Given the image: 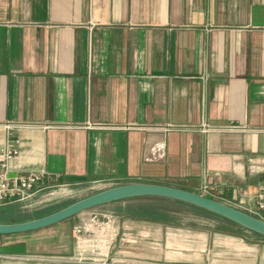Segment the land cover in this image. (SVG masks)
Wrapping results in <instances>:
<instances>
[{
    "label": "crops",
    "instance_id": "obj_1",
    "mask_svg": "<svg viewBox=\"0 0 264 264\" xmlns=\"http://www.w3.org/2000/svg\"><path fill=\"white\" fill-rule=\"evenodd\" d=\"M7 125L11 176H49L5 207L81 183L209 184L234 205L264 182V0H0V146ZM146 198L100 206L113 224L96 247L76 244L84 212L0 237L26 247L1 264L232 262L237 236L136 216Z\"/></svg>",
    "mask_w": 264,
    "mask_h": 264
},
{
    "label": "water",
    "instance_id": "obj_2",
    "mask_svg": "<svg viewBox=\"0 0 264 264\" xmlns=\"http://www.w3.org/2000/svg\"><path fill=\"white\" fill-rule=\"evenodd\" d=\"M136 197H161L194 205L228 219L241 227L264 237V221L223 202L177 187L130 183L108 188L74 202L52 214L19 223H0V236L39 231L65 222L83 212L112 202ZM25 245L0 246V254L24 255Z\"/></svg>",
    "mask_w": 264,
    "mask_h": 264
},
{
    "label": "built area",
    "instance_id": "obj_3",
    "mask_svg": "<svg viewBox=\"0 0 264 264\" xmlns=\"http://www.w3.org/2000/svg\"><path fill=\"white\" fill-rule=\"evenodd\" d=\"M8 131L7 141L0 146V208L7 205L28 201L39 190L37 187L44 183L49 176L46 172H31L23 175L12 177L13 163L17 160L22 151V143L18 140H11L14 130L17 126H5ZM203 130H212L206 125ZM160 156L164 157V153ZM218 188L209 184H203L200 188V195L215 199L217 201ZM242 199H237V203L228 204L236 209L246 212L256 218L264 221V182L259 185L254 195L244 193ZM222 202V201H220ZM224 203V202H223ZM113 220L110 215L96 214L90 218L88 225L75 228V241L78 247H84L87 243H91L92 247H96L102 243V235L106 236L112 229ZM95 243V245L92 244ZM14 255L0 254V264L4 259H8Z\"/></svg>",
    "mask_w": 264,
    "mask_h": 264
},
{
    "label": "rangeland",
    "instance_id": "obj_4",
    "mask_svg": "<svg viewBox=\"0 0 264 264\" xmlns=\"http://www.w3.org/2000/svg\"><path fill=\"white\" fill-rule=\"evenodd\" d=\"M111 185L93 184V183H81L74 186H54L50 189L43 191L40 195L34 198V203L26 206L25 204H16L9 207L0 208V219L5 222L19 223L24 222L23 217H34L35 215L44 212L51 211L57 208L68 206L74 202L82 200L100 191L110 188ZM38 194V193H37ZM36 194V195H37ZM169 206L175 210H183L181 206L167 205L166 202L162 203V206ZM111 208L108 206L97 207L84 212L81 217L92 218L96 214H107V210ZM184 211V210H183ZM189 214H179L180 217H184L183 224L186 226H192L195 228H203L210 232H214V222L207 218L193 215L194 211L189 210ZM198 219V220H197ZM197 220V221H193ZM207 222V223H206ZM11 236V235H10ZM2 238L7 236H0ZM239 241L230 242L227 241L228 248L222 250L220 253L226 251V257L230 260L224 259L229 263L235 262L234 257H245L248 263L264 264V238L247 233L245 235L237 236ZM1 239V238H0ZM252 255L253 257H251ZM251 257V258H250ZM221 260V258H216ZM238 261V260H236ZM195 263V262H194ZM200 263V262H198ZM224 263V264H229ZM205 264H210L207 260ZM213 264V263H211ZM220 264V263H218Z\"/></svg>",
    "mask_w": 264,
    "mask_h": 264
},
{
    "label": "trees",
    "instance_id": "obj_5",
    "mask_svg": "<svg viewBox=\"0 0 264 264\" xmlns=\"http://www.w3.org/2000/svg\"><path fill=\"white\" fill-rule=\"evenodd\" d=\"M149 203L145 206H140L136 210L132 211V213H135L136 216L143 217L145 219L155 220L163 223H167L170 225L175 226H181L183 225V219L184 217H180L179 214H189V210H193L196 216L207 218L208 220H212L214 222V231L234 235V236H243L247 233H252L255 236L262 237L256 233H253L240 225L225 219L219 215H216L212 212H209L207 210L201 209L199 207H196L194 205H190L188 203H184L177 200L167 199V198H161V197H147L145 199ZM167 205H175V206H181L183 210H175L169 206H162V203H165ZM66 207V206H64ZM64 207L57 208L51 211H44L41 212L34 217H25L23 218L24 221L33 220L36 218H41L46 215L52 214ZM0 222H5L2 219H0ZM264 238V237H262Z\"/></svg>",
    "mask_w": 264,
    "mask_h": 264
}]
</instances>
